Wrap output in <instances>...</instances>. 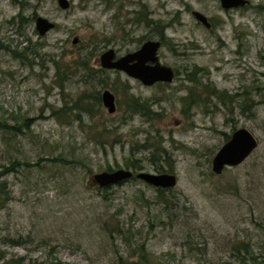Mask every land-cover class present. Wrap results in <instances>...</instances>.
<instances>
[{
  "label": "rangeland",
  "instance_id": "374dc122",
  "mask_svg": "<svg viewBox=\"0 0 264 264\" xmlns=\"http://www.w3.org/2000/svg\"><path fill=\"white\" fill-rule=\"evenodd\" d=\"M68 1L0 0V121L14 130H0V171L12 170L0 176V264H146L142 244L148 264H238L243 245L247 258L263 255L264 0L228 10L219 0ZM38 17L54 23L42 37ZM151 40L171 83L98 71L105 51L119 58ZM25 47L27 59L10 52ZM78 56L104 80L93 91L114 95L113 114L81 98L92 89L80 74L56 84L50 61ZM241 128L257 148L213 174ZM108 169L172 174L176 185L162 195L136 178L91 185Z\"/></svg>",
  "mask_w": 264,
  "mask_h": 264
},
{
  "label": "water",
  "instance_id": "95a60500",
  "mask_svg": "<svg viewBox=\"0 0 264 264\" xmlns=\"http://www.w3.org/2000/svg\"><path fill=\"white\" fill-rule=\"evenodd\" d=\"M223 9L243 7L249 4L247 0H219ZM59 8H69L68 0H57ZM192 16L208 28L207 18L199 12L193 11ZM54 28V23L38 17L35 20V29L39 36H44ZM76 40H74L75 42ZM160 41H147L132 53L116 58L115 52L109 49L98 58L99 66L105 70H115L125 73L128 77L139 81L144 86H152L156 83H171L175 73L170 67L159 62L158 50ZM101 103L108 114L116 111L115 97L109 90L101 94ZM258 142L251 132L245 128L235 130L230 138L219 148L211 162V172L220 175L225 167H236L243 163L257 148ZM132 178L159 189H170L176 185V177L172 174H152L119 169L110 172H101L91 177V185L100 188L109 187L128 181Z\"/></svg>",
  "mask_w": 264,
  "mask_h": 264
},
{
  "label": "trees",
  "instance_id": "16d2710c",
  "mask_svg": "<svg viewBox=\"0 0 264 264\" xmlns=\"http://www.w3.org/2000/svg\"><path fill=\"white\" fill-rule=\"evenodd\" d=\"M13 2H16V0H13ZM140 12H142V11H140ZM140 12H137L136 14H138ZM141 15H142V13H140V16ZM136 21L137 22H141V21L148 22L147 18H146V15L142 18V20H140V18H139ZM27 50H28L27 47H25L24 51L22 53H19V52L15 51V50L14 51H10V52H11V54L13 56H18L20 58H24L23 54L25 56L32 55V53H30V54H28V52L26 53ZM24 59H27V58L25 57ZM50 63L53 65L54 69L56 70V76H55V79L57 81L56 84L60 88H63V86L65 85V82H67L68 75L69 76H76L77 74H80L81 77L86 78L84 81H82L83 82L82 85L84 87H88L89 86L92 89L90 94H85V92H84V94L81 95V98L87 99L89 101H92L94 104L100 105V103H101V95L99 93H95L93 90L95 89V87H97L99 85H102L104 83L103 82L104 80L103 79H99L98 82L94 83L93 78H92L93 71L88 67V63H87V59L86 58H82V57L78 56V60H76L75 58H72V60L69 61V62L64 61L63 59L59 58L58 60H51ZM98 67H99L98 68L99 72H101V73L105 72V69H102L100 66H98ZM193 75L194 74L190 75L189 78H188L190 82L194 81V76ZM213 95H216L222 101L224 100V98L230 99V97H225L223 95H220V93H218L217 91H214ZM129 103H130V105L132 106V108L135 111L147 110L146 105L140 104L138 100L130 99ZM73 110H78V111L84 112V113L91 111L90 108H86L85 106H83V105H81L79 103L74 104ZM76 117H78V116L76 115ZM0 130H13V128L11 126H8L5 122L3 123V122L0 121ZM16 130H17V128L15 129V131ZM135 164H136V162L132 164V168L135 169V170L139 169V166H136ZM7 171H12V170L11 169H5L4 172L0 171V176L4 175ZM108 172H110L109 169H108ZM122 183H124V182H122ZM122 183H120V184H122ZM120 184H117V185H120ZM109 187H111V186H109ZM98 188L99 189H104V188H108V187H104V188L98 187ZM156 189H158V192L161 195H162V192L164 190H167V189H159V188H156ZM138 249H139L138 251L140 253L141 259H143L144 262H146V264H148L149 261H147L148 257H147V254H146V250H145L144 244L139 246ZM236 252H237V262H238V264H248L247 263L248 261H252L253 264H264V253H262L263 255L260 254L256 258H253V257L247 258V254L249 252H248V248H247L246 245H243L241 248L236 249ZM242 253H243V255L241 256ZM125 264H134V263L126 262Z\"/></svg>",
  "mask_w": 264,
  "mask_h": 264
},
{
  "label": "flooded vegetation",
  "instance_id": "af4514ba",
  "mask_svg": "<svg viewBox=\"0 0 264 264\" xmlns=\"http://www.w3.org/2000/svg\"><path fill=\"white\" fill-rule=\"evenodd\" d=\"M247 5H249V4H247ZM247 5H244L243 7H245V6H247ZM236 8H241V7H236ZM225 10H228V9H225ZM208 23H209V27L208 28H206V29H210L211 28V24H210V22L208 21Z\"/></svg>",
  "mask_w": 264,
  "mask_h": 264
}]
</instances>
